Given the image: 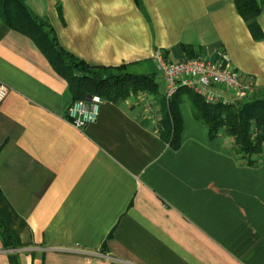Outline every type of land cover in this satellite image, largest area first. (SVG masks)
Segmentation results:
<instances>
[{
	"label": "crops",
	"instance_id": "crops-1",
	"mask_svg": "<svg viewBox=\"0 0 264 264\" xmlns=\"http://www.w3.org/2000/svg\"><path fill=\"white\" fill-rule=\"evenodd\" d=\"M260 1V0H258ZM60 47L90 66L155 74L158 93L102 99L94 123L65 119L69 85L0 17V216L15 240L0 264H264V145L249 165L186 103L171 148L155 53L204 56L264 97V37L233 0H27ZM257 24L264 36V9ZM226 99L222 86L210 88ZM90 97V96H89ZM87 97V98H89Z\"/></svg>",
	"mask_w": 264,
	"mask_h": 264
},
{
	"label": "trees",
	"instance_id": "trees-1",
	"mask_svg": "<svg viewBox=\"0 0 264 264\" xmlns=\"http://www.w3.org/2000/svg\"><path fill=\"white\" fill-rule=\"evenodd\" d=\"M27 0H0V17L11 29L29 37L53 69L67 81L74 100L98 95L116 101L130 93L147 91L158 93L155 74L131 71L129 65L114 68L90 66L60 47L52 26L34 15ZM137 1V0H136ZM240 16L254 38H262L257 17L264 9V0H233ZM181 103H188L195 120L208 126L211 137L224 130L233 138L234 152L249 165L252 157L264 145V97L255 94L250 99L229 105L210 104L188 88H179L167 102V116L171 123V148L178 149L182 132ZM1 148V147H0ZM2 191L0 189V198ZM0 216V241L6 249L15 248V240ZM10 264H20L16 256H9Z\"/></svg>",
	"mask_w": 264,
	"mask_h": 264
},
{
	"label": "built area",
	"instance_id": "built-area-1",
	"mask_svg": "<svg viewBox=\"0 0 264 264\" xmlns=\"http://www.w3.org/2000/svg\"><path fill=\"white\" fill-rule=\"evenodd\" d=\"M157 71L165 84L164 96L169 100L181 87H185L201 96L210 104L229 105L236 101L250 99L256 94V85L251 78L243 79L233 69L222 68L217 62H212L204 56H198L178 62H171L157 51L155 53ZM222 86L234 95V99H226L216 94L210 88ZM9 91L8 86L0 81V103ZM139 100H145L144 92L136 94ZM101 97L92 95L88 99L73 101L67 108L65 119L79 130L94 123L100 112Z\"/></svg>",
	"mask_w": 264,
	"mask_h": 264
},
{
	"label": "rangeland",
	"instance_id": "rangeland-1",
	"mask_svg": "<svg viewBox=\"0 0 264 264\" xmlns=\"http://www.w3.org/2000/svg\"><path fill=\"white\" fill-rule=\"evenodd\" d=\"M188 106H189V104L188 103H186Z\"/></svg>",
	"mask_w": 264,
	"mask_h": 264
},
{
	"label": "water",
	"instance_id": "water-1",
	"mask_svg": "<svg viewBox=\"0 0 264 264\" xmlns=\"http://www.w3.org/2000/svg\"><path fill=\"white\" fill-rule=\"evenodd\" d=\"M86 99H88V98H86Z\"/></svg>",
	"mask_w": 264,
	"mask_h": 264
}]
</instances>
